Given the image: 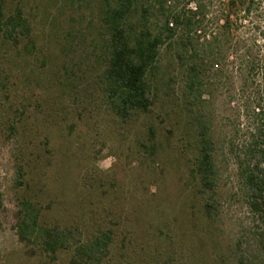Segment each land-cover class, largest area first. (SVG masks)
I'll return each mask as SVG.
<instances>
[{
	"label": "rangeland",
	"instance_id": "1",
	"mask_svg": "<svg viewBox=\"0 0 264 264\" xmlns=\"http://www.w3.org/2000/svg\"><path fill=\"white\" fill-rule=\"evenodd\" d=\"M193 1L165 5L180 11ZM199 2L210 38L228 0ZM95 3L0 0L5 13L21 8L32 28L31 42L6 39L0 31V264H76L72 247L46 253L19 238L14 213L23 197L41 207L46 227H67L83 239L111 230L110 251L101 264H234L231 249L250 215L231 148L238 152L260 123L264 0L232 36L258 57L259 74L243 83L228 58L221 80L205 96L221 144L216 154L221 207L214 221L203 214L189 174L191 153L181 148L188 125L179 71L161 90L151 115L118 119L98 79L104 62ZM149 128L157 146L153 155L142 147L149 144ZM19 165L24 175L16 186Z\"/></svg>",
	"mask_w": 264,
	"mask_h": 264
},
{
	"label": "trees",
	"instance_id": "2",
	"mask_svg": "<svg viewBox=\"0 0 264 264\" xmlns=\"http://www.w3.org/2000/svg\"><path fill=\"white\" fill-rule=\"evenodd\" d=\"M93 1L101 24L104 62L98 79L103 99L118 119L151 115L161 90L169 88L177 76L174 71H179L181 110L188 125L181 148L191 153L189 174L203 214L216 220L221 207L216 154L221 144L212 130L205 96L211 95L213 84L221 80L228 58L240 71L243 83L253 82L259 74L258 57L232 36L238 22L249 18L262 0H228L223 21L209 33L210 38H206L205 13L199 0L180 11L167 7V0ZM0 31L6 39L25 37L31 42L30 20L21 8L5 13L0 5ZM260 93L256 105L260 123L238 152L231 148L250 215L246 225L241 224L231 249L234 264H264V90ZM142 147L151 155L156 152L153 128H149V144ZM23 175L19 165L14 176L16 186L22 184ZM41 213V207L29 198L17 199L14 226L21 240L37 244L46 253L72 247L76 264H101L108 256L111 230L83 239L67 227L44 226Z\"/></svg>",
	"mask_w": 264,
	"mask_h": 264
}]
</instances>
